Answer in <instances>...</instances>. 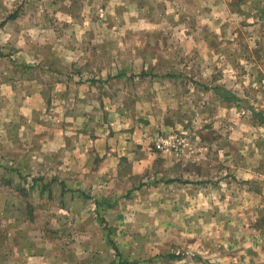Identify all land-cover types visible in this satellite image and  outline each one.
Instances as JSON below:
<instances>
[{"label":"rangeland","instance_id":"rangeland-1","mask_svg":"<svg viewBox=\"0 0 264 264\" xmlns=\"http://www.w3.org/2000/svg\"><path fill=\"white\" fill-rule=\"evenodd\" d=\"M263 202L264 0H0V264H248Z\"/></svg>","mask_w":264,"mask_h":264},{"label":"crops","instance_id":"crops-1","mask_svg":"<svg viewBox=\"0 0 264 264\" xmlns=\"http://www.w3.org/2000/svg\"><path fill=\"white\" fill-rule=\"evenodd\" d=\"M57 103L59 104L58 109H61L63 114H68V111L65 110L66 108L64 107V105L69 106L70 103H68V104L64 103L63 100L57 101ZM71 104H74V103H71ZM70 112L71 111H69V113ZM72 114H73V112H72ZM144 118L146 119V117H144ZM168 123L169 122H166V123L160 122L158 125L155 126L153 124H147V123H144L143 121L139 120L138 124H136V125H135V122H133V124H126L123 126V128H119V130H116L115 137L113 138V139H115L114 140L115 146L117 145L116 141L118 139L119 140V144H118L119 146L123 145V146L129 147V148L138 146L140 148L139 152L140 151L143 152L144 150H146L148 140L151 138L152 135H154L155 132H157L159 129H163L164 131H168L171 128V126H169ZM132 144L135 146H131ZM110 145H113V144H111V141H110ZM111 147H112L111 150L113 152L107 153V158L105 159V162H107L108 159H111V160L114 159L115 161L118 162V159L116 158L115 151H114L115 148H113V146H111ZM128 155H130V154H128ZM143 160H144V158L143 159H137L135 162L139 164L140 161H143ZM263 204H264V202L262 203V205H259V210L264 211ZM261 250H257V251L254 250L252 252L250 251L247 253L248 264H251V260H254V261L262 260L264 262V250L263 251H261ZM261 254H262V258L260 259ZM238 256H239V260H242L243 254H239Z\"/></svg>","mask_w":264,"mask_h":264},{"label":"built area","instance_id":"built-area-1","mask_svg":"<svg viewBox=\"0 0 264 264\" xmlns=\"http://www.w3.org/2000/svg\"><path fill=\"white\" fill-rule=\"evenodd\" d=\"M181 141H178L176 135L168 134L163 136H158L154 141V147L158 151H178L182 148ZM184 145V144H183Z\"/></svg>","mask_w":264,"mask_h":264},{"label":"trees","instance_id":"trees-1","mask_svg":"<svg viewBox=\"0 0 264 264\" xmlns=\"http://www.w3.org/2000/svg\"><path fill=\"white\" fill-rule=\"evenodd\" d=\"M14 17H15V13L13 15H11L9 18L13 19ZM214 89L216 91H218L219 93H221V97L223 100H225L227 102H231V103L235 104L236 106H238L240 104V98H238L234 94H231L227 89L223 88L222 86L215 85ZM62 185H63V182H62ZM111 244H112V248L115 252V255L117 257H120V252H119L117 246L113 242H111Z\"/></svg>","mask_w":264,"mask_h":264}]
</instances>
